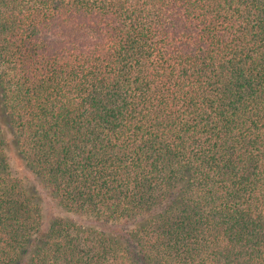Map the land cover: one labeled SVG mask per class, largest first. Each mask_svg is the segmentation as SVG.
Masks as SVG:
<instances>
[{"label": "trees", "instance_id": "obj_1", "mask_svg": "<svg viewBox=\"0 0 264 264\" xmlns=\"http://www.w3.org/2000/svg\"><path fill=\"white\" fill-rule=\"evenodd\" d=\"M0 264H264V0H0Z\"/></svg>", "mask_w": 264, "mask_h": 264}]
</instances>
